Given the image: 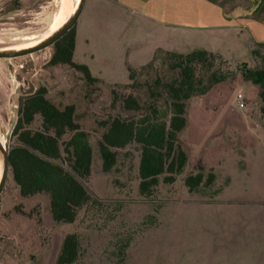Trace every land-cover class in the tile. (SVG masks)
Instances as JSON below:
<instances>
[{
    "label": "rangeland",
    "instance_id": "374dc122",
    "mask_svg": "<svg viewBox=\"0 0 264 264\" xmlns=\"http://www.w3.org/2000/svg\"><path fill=\"white\" fill-rule=\"evenodd\" d=\"M75 10V0H0V50L40 43L55 33L57 23L68 22ZM138 13L104 0H86L75 26L79 38L74 61L87 65L102 82L87 83L70 66L52 65L53 46L0 59V135L9 138L10 146L15 143L20 98L41 86L48 89L56 105H75L76 118L94 148L87 187L99 200L83 208L74 223H57L51 216L49 195L22 197L10 168L0 194V264H56L69 233L80 237L77 264H241L244 259L245 264H261L257 259L264 263L263 102L259 87L246 80L241 70L243 64L261 65V59L253 56V38L243 29L233 31L226 25L168 31ZM199 49L227 61L217 60L199 73L205 84L213 72L227 78L187 103L188 124L179 134L189 156L185 172L171 184L162 176L155 192L144 197L139 192L141 153L137 145L118 150L117 164L110 173L104 172L98 142L107 130L105 123L116 117L141 116L121 105L128 95L144 105L167 101L165 84L176 79L178 72L170 69L164 53L153 62L160 51L185 54ZM130 67L137 70L138 86L127 88L133 83ZM240 93L246 104L243 109L237 104ZM40 124L37 120L33 127ZM200 166L207 174L216 171L221 177L223 172L247 171L240 181L246 193L228 194L235 195L233 200L248 202L240 206H246L253 229L262 233L258 255L241 258L216 249L211 255L206 248L207 240L199 237L194 226L193 206L218 199L226 182L223 179L219 184L216 177L213 185L191 193L185 178ZM223 210L213 208L206 213L213 219L240 212Z\"/></svg>",
    "mask_w": 264,
    "mask_h": 264
},
{
    "label": "trees",
    "instance_id": "16d2710c",
    "mask_svg": "<svg viewBox=\"0 0 264 264\" xmlns=\"http://www.w3.org/2000/svg\"><path fill=\"white\" fill-rule=\"evenodd\" d=\"M53 49L52 65L70 66L82 74L87 83L102 82L87 65L74 61L75 27L56 42ZM162 53L168 56L170 69L178 72L176 79L165 84L167 101L163 105H144L133 95L124 97L121 102L123 108L140 112L141 116L112 118L105 123L107 130L98 142L106 173H110L117 164L118 150L131 145L139 147V192L144 197L155 192L162 176L165 183L171 184L185 172L189 156L179 134L188 124L187 103L194 96L205 95L212 86L227 78L226 74L213 72L205 84L200 72L212 68L217 60L227 63L208 50L199 49L185 54L160 51L153 62L159 60ZM253 56L261 59V65L250 68L243 64L241 70L245 79L260 89L264 118V43L255 44ZM129 73L133 83L126 87H137V70L130 67ZM152 93L161 96L160 93ZM76 110L73 104L60 107L53 103L45 86L27 93L20 98L19 117L13 131L16 140L10 146V168L21 196L49 195L51 216L57 223H74L83 208L99 201L87 187L92 174L94 148L89 134L76 118ZM37 120L40 127L34 128ZM215 181V174H207L200 166L185 178V185L192 193L201 186L213 185ZM80 256V237L76 233L67 234L56 264H77Z\"/></svg>",
    "mask_w": 264,
    "mask_h": 264
},
{
    "label": "crops",
    "instance_id": "0c3cea01",
    "mask_svg": "<svg viewBox=\"0 0 264 264\" xmlns=\"http://www.w3.org/2000/svg\"><path fill=\"white\" fill-rule=\"evenodd\" d=\"M106 3H115L122 9L139 12L143 19L167 29L178 31L180 28H209L226 25L233 31L243 29L253 38L254 44L264 43V0H104ZM79 32L77 31L76 45ZM76 51V49H75ZM238 171V172H237ZM224 175L215 171L217 183L225 179L222 185L220 197L210 203L194 205V226L199 229L201 238L207 240L206 248L212 255L215 249L223 250L232 256L245 258L261 252L260 247L262 233L257 232L252 225V218L245 212L248 203L246 200H233L235 195L231 192L245 194L242 188L241 178L247 173L241 170L223 172ZM244 181V179L242 180ZM241 187L239 188L238 185ZM234 185H237L235 187ZM227 194L229 197H227ZM224 196L225 198H221ZM246 205V204H245ZM229 209L240 211L238 214L224 217L207 216L209 209ZM240 209V210H239ZM196 211V212H195ZM197 211H199L197 213ZM204 215V217H202ZM201 216V217H200ZM205 220V224L204 221ZM208 224H207V223ZM255 228V229H253ZM224 232V233H223ZM222 236L221 240L217 237ZM264 234V232H263ZM224 235V236H223ZM216 240V241H215ZM225 243V244H224ZM253 245V246H252ZM256 245V246H255ZM260 246L259 248H256ZM254 247V248H252ZM254 249V250H253ZM245 260V259H244ZM241 260V264L245 261ZM261 264L262 260L257 259Z\"/></svg>",
    "mask_w": 264,
    "mask_h": 264
},
{
    "label": "water",
    "instance_id": "95a60500",
    "mask_svg": "<svg viewBox=\"0 0 264 264\" xmlns=\"http://www.w3.org/2000/svg\"><path fill=\"white\" fill-rule=\"evenodd\" d=\"M85 2L86 0H80L74 14L70 17L68 22H66L62 26V28H60L52 36L41 41L39 44L29 48H24L20 50L17 49L0 50V59L26 56L34 52L48 48L50 46H53L56 42H58L62 37H64L70 30H72L76 26L84 10ZM8 140L9 138H7V143L4 146L0 140V162L2 167V177L0 180V194L3 191V188L5 186L10 171V144Z\"/></svg>",
    "mask_w": 264,
    "mask_h": 264
},
{
    "label": "bare ground",
    "instance_id": "6f19581e",
    "mask_svg": "<svg viewBox=\"0 0 264 264\" xmlns=\"http://www.w3.org/2000/svg\"><path fill=\"white\" fill-rule=\"evenodd\" d=\"M71 1V0H70ZM76 1V8H77V6H78V4H79V2H80V0H75ZM66 5V4H65ZM67 6H69V5H67ZM63 8V7H62ZM69 8V7H68ZM68 10V9H67ZM64 12V11H63ZM75 12V11H74ZM65 13V12H64ZM64 13H63V15H64ZM72 13V12H71ZM67 14V13H66ZM69 14V13H68ZM74 14V13H73ZM62 15V16H63ZM62 20V19H61ZM67 21V20H66ZM60 22V21H59ZM63 25V23H57V26H56V28L54 29V32H56L57 30H59L60 28H61V26ZM55 26V25H54ZM37 44H39V43H37ZM37 44H34V45H32V46H35V45H37ZM32 46H30V47H32ZM17 50H20V49H17ZM0 140H1V142H2V144H3V146L7 143V137L4 139V136H2V135H0ZM0 178H1V162H0Z\"/></svg>",
    "mask_w": 264,
    "mask_h": 264
},
{
    "label": "built area",
    "instance_id": "2783aa9c",
    "mask_svg": "<svg viewBox=\"0 0 264 264\" xmlns=\"http://www.w3.org/2000/svg\"><path fill=\"white\" fill-rule=\"evenodd\" d=\"M237 104L241 109L246 107L244 95L241 93L237 96Z\"/></svg>",
    "mask_w": 264,
    "mask_h": 264
}]
</instances>
